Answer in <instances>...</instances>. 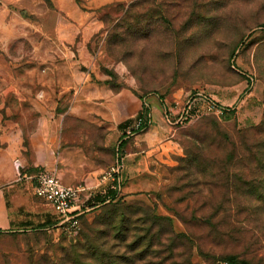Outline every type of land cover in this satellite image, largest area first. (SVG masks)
<instances>
[{"label":"rangeland","instance_id":"1","mask_svg":"<svg viewBox=\"0 0 264 264\" xmlns=\"http://www.w3.org/2000/svg\"><path fill=\"white\" fill-rule=\"evenodd\" d=\"M15 1L0 0V93H58L66 80L72 83L71 95L91 86L93 108L102 103L98 89L122 93L119 120L130 123L123 130L118 126L117 145L101 139L92 123H67L73 125L75 151L82 149L80 160L95 162L103 171L114 164L119 141L137 118V100L149 103L153 126L167 138L161 144V134H153L147 164L132 163L136 171L130 173L128 148L148 129L130 135L123 148L122 196L86 204L91 210L75 225H58L49 207V219L57 224L40 230L34 208L46 202L33 195L30 227L0 234V264H90L97 259L90 254L95 247L118 264H211L214 257L230 254L264 264V0H117L108 5L74 0L79 13L91 14L83 27L53 0H26L20 9L11 5ZM23 12L31 26L42 29L41 43L47 44L36 61L26 41H14L9 52L5 46L3 29ZM57 29L55 45L49 35L55 37ZM33 75L56 85L43 83L38 89L19 83ZM195 90L222 104L234 101L239 109L228 119L209 116L182 127L160 119L164 103L185 100ZM246 97L259 106L244 124L249 117H242L243 109L250 106H240ZM72 98L50 102L58 103V111L89 103ZM143 143L140 155L146 157ZM164 143L169 148H160ZM73 158L78 160L76 154ZM254 178L263 191L257 196L244 186ZM12 214L26 217L25 210ZM154 216L167 217L171 224L154 223ZM122 217L123 235L114 239L113 226ZM152 235L154 241L144 246Z\"/></svg>","mask_w":264,"mask_h":264},{"label":"crops","instance_id":"2","mask_svg":"<svg viewBox=\"0 0 264 264\" xmlns=\"http://www.w3.org/2000/svg\"><path fill=\"white\" fill-rule=\"evenodd\" d=\"M36 1V0H35ZM59 10L65 15L76 22L80 27L86 25L89 21L91 14L85 15L83 12H78L77 5L74 0H53ZM88 5H108L117 3V0H83ZM14 7L22 8L25 5L26 0H17L10 2ZM72 11V12H71ZM30 12L33 14L34 12ZM25 12L21 13L20 17L16 20L9 22L6 25L5 35L7 37V43L5 46L10 51L11 44L14 41H23L30 43L29 48L33 52V61L40 59L37 57V53L43 50L41 43L42 29L39 26L33 25L24 19ZM57 33H61L59 29L55 30V37L49 35L53 44L57 43ZM52 36V37H51ZM47 37V36H45ZM61 39V38H60ZM50 45V44H49ZM24 46H20L18 51H22ZM27 48V49H29ZM27 63V62H26ZM35 63V62H33ZM25 64V69L27 68ZM28 70V68L26 69ZM28 72V71H27ZM29 73V72H28ZM19 79L20 84H26L29 87L48 84L53 86L52 80H43L39 76H30ZM50 83V84H49ZM60 91L54 92H12V93H0V232L11 231L19 227H28L31 225V214L28 216V208H34L33 195L35 181L34 177L41 170H48L56 173L63 183L67 186L85 185L88 189V193L93 194V199L87 203V205H97L105 199L103 192L107 185L102 184L100 181L101 174L104 172L102 167L98 166L95 162L91 165L89 162L80 160L82 156V149L75 151L74 145L71 143L72 126L74 121L78 123L87 122L92 123L93 131L102 133L104 140L108 144L114 146L117 145V140L121 137V132L118 131V126L121 124L120 111L122 103V93L117 94L109 88H102L103 91H96L97 98L102 103L97 108L90 107L91 98V86L83 87L81 93L75 95L70 94L72 89V83L64 82L60 83ZM56 85V83H55ZM98 87V86H97ZM81 94L82 96H80ZM76 98L78 100H85L88 104L79 105L76 107L65 108L61 111L57 110L58 101H67L69 98ZM251 97V96H248ZM246 97L242 103L241 108L245 103L250 106L243 109V115L246 120L244 124L252 121L251 115L258 111L256 100H250ZM72 98V100H73ZM57 101L51 103L50 101ZM11 102H14L13 104ZM50 102V103H49ZM143 103H146L149 107L152 117L151 125L147 132L136 136L134 145L128 147V157L126 159V170L134 172L136 169L132 167V163L137 165L147 164L149 155L153 151L155 145L153 141V134L160 133L161 137H157L161 144L165 142L167 136L161 127H154L155 123L152 107L144 100L143 102L137 100L133 109V116L138 117L139 113L143 110ZM224 105H234V101ZM239 109V107H236ZM260 109V108H259ZM27 112L28 114H25ZM162 119V114H160ZM231 117L232 113L227 115ZM243 119V118H242ZM71 125V126H70ZM154 127V129L152 128ZM150 130V131H149ZM149 131V132H148ZM80 138L84 139L85 135L83 131H79ZM146 142L147 156L142 157L140 154L144 152L141 147ZM141 146V147H140ZM169 148L167 143L161 145L160 148ZM149 150V151H148ZM77 155L78 160H74L73 155ZM20 165V168L16 167L15 163ZM140 170V169H139ZM125 190L129 191L127 187ZM82 205L85 204L82 201ZM38 206H41L38 208ZM36 209V217L39 219V224L49 219L48 212L50 206L38 205ZM50 207V208H49ZM52 209V208H51ZM25 210L26 214L24 218H19L12 213H18ZM53 210V209H52ZM36 218V219H37Z\"/></svg>","mask_w":264,"mask_h":264},{"label":"built area","instance_id":"3","mask_svg":"<svg viewBox=\"0 0 264 264\" xmlns=\"http://www.w3.org/2000/svg\"><path fill=\"white\" fill-rule=\"evenodd\" d=\"M250 79L253 83V78L250 77ZM144 106L149 109L146 103ZM236 110L234 105H224L203 90H195L185 100L179 99L172 103H164L163 116L170 126L182 127L208 116H214L221 120ZM151 120L149 110L143 118L137 117L134 120L128 129V136L119 141L114 164L105 170L100 177L101 183L107 185L103 192L106 202L119 199L123 193L126 155L123 154L124 149L120 146L122 141H126L130 135L147 130L151 125ZM15 164L17 168H20L17 162ZM33 179L35 181L34 195L44 200L54 210L60 219L58 225H75L77 218L82 213L91 210L85 205L94 197L92 193L87 192L88 189L85 185L67 186L56 173L48 170L39 171ZM83 196H85L84 206L82 205Z\"/></svg>","mask_w":264,"mask_h":264},{"label":"trees","instance_id":"4","mask_svg":"<svg viewBox=\"0 0 264 264\" xmlns=\"http://www.w3.org/2000/svg\"><path fill=\"white\" fill-rule=\"evenodd\" d=\"M45 1H48V0H45ZM148 111H149V109L144 106L143 110L139 113L138 117L143 118L148 113ZM228 118H230V116L227 117L226 119H228ZM129 123L130 122H126L124 124H121L119 126L120 129L123 130L124 128L127 127V125ZM126 144H127L126 141H122V143L120 145L121 148H125ZM244 186L247 188L248 194H252V195L257 196L259 192H263L262 188L260 187L259 183L257 182V178H254L251 181L246 182L244 184ZM110 195H112V193H110ZM113 201H115V200H113ZM105 202H106V197L104 200H102L101 203L104 204ZM111 218H113V216ZM156 220L158 221V223L167 221V222H170V224H171V220L167 217L154 216L153 222L156 223L155 222ZM125 221H126L125 217H122V220L120 222H118L116 226H113V227H115L114 239H120V237L123 235V231H124V227H125ZM56 224H57V221L53 222L52 220L47 219L43 223L38 224V228H40V230L48 229L49 227L55 226ZM28 227H30V226H28ZM28 227H24V228H28ZM147 232H150L149 229H147ZM2 233H4V232H0V234H2ZM155 237H156L155 235H152L149 238V240L144 244V246L146 244L152 243L154 241ZM144 239H145V237H144ZM131 248L133 251L134 250V244L131 245ZM90 254H91V257L94 259L97 257L95 262H91L90 264H118L117 259H115L111 255L108 256L99 247H95L93 249V251H90ZM224 263H226V264H260V263L255 262L254 260L239 256L236 254H234V255L230 254V255H227L224 257H214L211 264H224Z\"/></svg>","mask_w":264,"mask_h":264}]
</instances>
